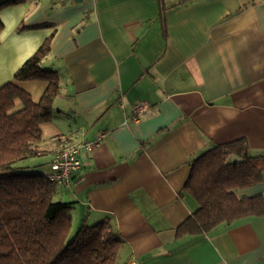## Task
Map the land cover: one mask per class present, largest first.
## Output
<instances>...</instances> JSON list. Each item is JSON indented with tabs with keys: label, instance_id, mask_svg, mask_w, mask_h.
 Returning a JSON list of instances; mask_svg holds the SVG:
<instances>
[{
	"label": "crops",
	"instance_id": "crops-1",
	"mask_svg": "<svg viewBox=\"0 0 264 264\" xmlns=\"http://www.w3.org/2000/svg\"><path fill=\"white\" fill-rule=\"evenodd\" d=\"M7 0H0V3ZM21 0L0 9V86L51 36L42 66L59 74L52 118L41 123L44 155L101 142L55 200L73 218H110L123 239L117 264H264V214L177 238L196 209L184 190L190 161L245 138L264 155V0ZM39 101L48 83H17ZM125 107L122 108L120 103ZM149 109L127 121L132 105ZM40 168V167H39ZM261 194L264 180L237 188Z\"/></svg>",
	"mask_w": 264,
	"mask_h": 264
},
{
	"label": "trees",
	"instance_id": "trees-1",
	"mask_svg": "<svg viewBox=\"0 0 264 264\" xmlns=\"http://www.w3.org/2000/svg\"><path fill=\"white\" fill-rule=\"evenodd\" d=\"M19 1H4L0 9ZM185 3L167 5L160 0L159 18L163 20L169 6ZM3 26L0 18V32ZM50 52L51 36L15 71L13 81L0 86V264H117L123 239L111 219L92 225L84 219L70 237L75 202L55 200L59 185L47 178L41 165L27 164L44 155L40 125L51 120L60 93L58 72L42 66ZM27 80L48 83L39 101L17 84ZM232 155L241 161L228 163ZM27 167L36 171L25 173ZM263 180L264 155H251L245 138L216 144L195 156L184 190L197 209L177 227V238L263 215L261 194L240 197L235 192Z\"/></svg>",
	"mask_w": 264,
	"mask_h": 264
},
{
	"label": "built area",
	"instance_id": "built-area-1",
	"mask_svg": "<svg viewBox=\"0 0 264 264\" xmlns=\"http://www.w3.org/2000/svg\"><path fill=\"white\" fill-rule=\"evenodd\" d=\"M125 107L123 102L120 103ZM149 109L146 102H138L132 105L131 114L127 121L139 122L142 115ZM105 134L101 133L94 141H81L77 144L55 152L51 159V170L47 173V178L59 186L69 187L73 184L76 174L82 167L80 155L82 152H91L102 140ZM134 264V262H133Z\"/></svg>",
	"mask_w": 264,
	"mask_h": 264
},
{
	"label": "rangeland",
	"instance_id": "rangeland-1",
	"mask_svg": "<svg viewBox=\"0 0 264 264\" xmlns=\"http://www.w3.org/2000/svg\"><path fill=\"white\" fill-rule=\"evenodd\" d=\"M252 1V0H250ZM34 160V158L32 159V161ZM41 169V168H40ZM25 173H33V171L35 172L36 170H29L28 167L25 168L23 170ZM83 216L81 215H75V217L73 218V222H72V228H71V231H70V237H73L74 234L78 231V229L81 227V225L83 224Z\"/></svg>",
	"mask_w": 264,
	"mask_h": 264
},
{
	"label": "water",
	"instance_id": "water-1",
	"mask_svg": "<svg viewBox=\"0 0 264 264\" xmlns=\"http://www.w3.org/2000/svg\"><path fill=\"white\" fill-rule=\"evenodd\" d=\"M235 162V161H241V158L238 157L237 155H232L231 158L228 160V163L230 162Z\"/></svg>",
	"mask_w": 264,
	"mask_h": 264
}]
</instances>
